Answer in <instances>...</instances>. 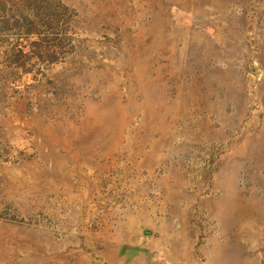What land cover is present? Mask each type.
Instances as JSON below:
<instances>
[{
  "label": "rangeland",
  "instance_id": "obj_1",
  "mask_svg": "<svg viewBox=\"0 0 264 264\" xmlns=\"http://www.w3.org/2000/svg\"><path fill=\"white\" fill-rule=\"evenodd\" d=\"M0 264H264V0H0Z\"/></svg>",
  "mask_w": 264,
  "mask_h": 264
}]
</instances>
